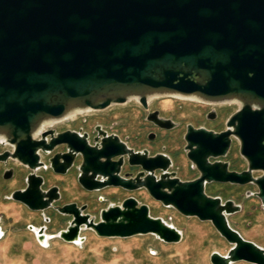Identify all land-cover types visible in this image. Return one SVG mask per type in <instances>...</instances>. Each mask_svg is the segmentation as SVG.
Returning a JSON list of instances; mask_svg holds the SVG:
<instances>
[{
	"label": "water",
	"instance_id": "1",
	"mask_svg": "<svg viewBox=\"0 0 264 264\" xmlns=\"http://www.w3.org/2000/svg\"><path fill=\"white\" fill-rule=\"evenodd\" d=\"M162 97L246 101L232 119L246 115V124H227L223 132L188 126L185 151L199 173L193 180L179 178L168 155L136 151L102 127L94 139L75 131L41 133L72 115L134 101L148 108ZM156 123L165 130L176 126ZM233 139L247 163L241 172L224 160ZM0 143L13 148L0 153V163L16 162L29 171L26 187L10 199L32 212L55 209L72 216L57 235L67 243H83L84 229L102 238L155 235L167 244L183 239L135 197L103 209L98 222L86 213L87 205L55 206L60 187L46 189L41 172L67 175L77 167L87 192L146 190L184 217L211 222L232 246L227 255L213 252L212 264H264V248L229 222L242 206L207 193L212 183L254 185L257 191L248 195L264 211V0H0ZM62 145L66 152L52 156ZM127 165L142 173L130 177ZM12 178L7 170L4 179ZM30 229L43 245L47 226Z\"/></svg>",
	"mask_w": 264,
	"mask_h": 264
},
{
	"label": "rangeland",
	"instance_id": "2",
	"mask_svg": "<svg viewBox=\"0 0 264 264\" xmlns=\"http://www.w3.org/2000/svg\"><path fill=\"white\" fill-rule=\"evenodd\" d=\"M153 100V105L163 115L182 123L177 130L157 131L152 128L143 120L137 102L113 106L104 111H89L58 122V128L91 131L99 125L109 134L118 135L136 151L147 149L151 155H168L174 163L172 171L182 180L198 177V171L190 169L182 136L187 123L203 125L196 118V112L201 108L197 103L199 101L162 97L154 98L150 102ZM151 132L159 134L154 142L148 138ZM230 159L233 169L242 170L247 165L240 160L239 144H236ZM43 161L47 162V158L43 157ZM11 166L18 173L15 179L9 181L0 178V227L4 233L0 240V264H212L210 258L213 252L227 255L232 247L211 222L184 217L175 209L166 208L155 201L146 190L130 193L108 188L100 192H87L78 183V169L67 176L51 174L49 171L41 172L46 178V189L55 185L61 188L62 199L56 206L73 202L79 206L87 205L86 213L98 222L103 209L111 204H121L128 197H135L141 204L150 207L152 216L164 219L183 233L181 242L167 244L155 235L102 238L95 231L84 229L81 236L85 241L81 245L67 243L57 235L69 226V216L62 215L55 209L44 213L32 212L21 203L10 199L14 191L24 189L29 172L16 162ZM4 168L5 166L0 165V174ZM127 170L125 168L124 172ZM256 191L252 186L217 183L207 186L210 196L221 197L224 201L233 200L242 206L240 213L229 216L231 226L246 240L264 248V211L259 199L248 195ZM46 218L50 221H46ZM30 226H47L46 233L52 236L48 247L39 243Z\"/></svg>",
	"mask_w": 264,
	"mask_h": 264
},
{
	"label": "flooded vegetation",
	"instance_id": "3",
	"mask_svg": "<svg viewBox=\"0 0 264 264\" xmlns=\"http://www.w3.org/2000/svg\"><path fill=\"white\" fill-rule=\"evenodd\" d=\"M134 102H136V101H134ZM153 102H154V100L152 102H149L148 108H144L140 103L137 102L138 103L137 107L139 108V111L142 114V117H144L143 120L147 124H150L151 127L156 129L157 131L177 130L180 127L179 124H182V123L178 122L177 120H175L172 117L163 115L161 110L153 105L154 104ZM197 103L201 106V108L197 110L196 118H197V120L200 121V124H203V125L196 126V125H194V123H187V125L184 129L183 136H182V139L184 141H185V135L187 133V129H188L189 125H192L196 129L206 128V129L212 130L214 132H223L227 129V124H246V120H245L246 115H244V119H240L239 121H236L234 123L232 120L235 115H237L238 113H241L243 111V109L246 107V101L244 99L233 98V99H227L226 101L220 102V103H206V102H197ZM180 109H182V108H180ZM252 109H253V111H256V110H259V107L256 105H253ZM160 119L166 120V121H171L172 123H170V124H175L176 126L171 130L161 129L155 125V124H157L156 121H158ZM58 127H59V123L47 126L42 130L41 133L53 131L54 136H57L58 134H61V133L66 132V131H75V132H78L81 134H87L90 137V139H94L98 136V128L101 126L98 125L91 131H85L83 129L75 130V129H68V128L59 129ZM41 133L38 136L39 139L42 137ZM150 134L155 135L154 140L149 139L152 142L156 141L159 138L158 133L151 132ZM149 135H148V138H149ZM52 137H53L52 135H49L48 140H51ZM236 144H239L238 140L233 139L229 154L224 160L230 163V170H235V171L241 172V171H244L247 169V165L242 170L233 169L231 161H230L231 160L230 158L233 155V151L235 150ZM185 147H186V141H185ZM185 147H184V150H185ZM8 150H13V148L11 146L3 145L2 143H0V153H3V152L8 151ZM144 150H147V149H144ZM65 152H66V146L62 145L56 149V151L52 154V156H54L55 154H58V153H65ZM149 153H150V151H149ZM239 155H240V160L246 164L245 159L240 154V145H239ZM150 156H154V155L150 154ZM13 164H14V162H12V161H9L7 164L0 163V165L5 166L3 172H1V174H0V178L4 179L5 172L7 170H11L13 172V178L10 179L9 181L15 179L16 174H18V173H16V168L11 166ZM191 166L192 165L190 162V169L196 170L195 168H193ZM126 168L128 170L125 172V174H129L130 177H136L142 173V168H140V167H130L127 165ZM75 169H77V167L73 168L67 175H70V173ZM49 172L51 174H55L52 170H49ZM28 174H29V172H28ZM55 175H58V174H55ZM67 175H59V176H67ZM261 175H262V172L255 173L256 177H259ZM249 186L256 188V186H254V185H247V186H240V187H249ZM115 189L121 190L123 192H127V191H124L123 189H120V188H115ZM60 190H61V188H60ZM61 193H62V191H61ZM57 203L55 204V206L57 205ZM66 216H68V215H66ZM69 217L72 220V216H69Z\"/></svg>",
	"mask_w": 264,
	"mask_h": 264
},
{
	"label": "bare ground",
	"instance_id": "4",
	"mask_svg": "<svg viewBox=\"0 0 264 264\" xmlns=\"http://www.w3.org/2000/svg\"><path fill=\"white\" fill-rule=\"evenodd\" d=\"M76 115H72V116H70L69 118H73V117H75ZM37 231V230H36ZM2 230H0V239H1V235H2ZM50 239H52V237L50 236V235H46V238H45V241H43V245H44V247H48L49 246V244H50ZM74 244H77V245H81L82 244V241L81 240H79V241H77V242H75ZM42 245V246H43ZM182 253V255L184 254V252H181Z\"/></svg>",
	"mask_w": 264,
	"mask_h": 264
},
{
	"label": "crops",
	"instance_id": "5",
	"mask_svg": "<svg viewBox=\"0 0 264 264\" xmlns=\"http://www.w3.org/2000/svg\"><path fill=\"white\" fill-rule=\"evenodd\" d=\"M1 240V239H0Z\"/></svg>",
	"mask_w": 264,
	"mask_h": 264
}]
</instances>
